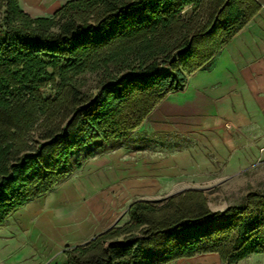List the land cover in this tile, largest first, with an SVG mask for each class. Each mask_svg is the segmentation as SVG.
<instances>
[{"label": "trees", "instance_id": "obj_1", "mask_svg": "<svg viewBox=\"0 0 264 264\" xmlns=\"http://www.w3.org/2000/svg\"><path fill=\"white\" fill-rule=\"evenodd\" d=\"M258 0H69L32 16L0 0V225L128 138L261 10ZM67 246V264H169L264 253V189L213 210L204 189L138 199Z\"/></svg>", "mask_w": 264, "mask_h": 264}, {"label": "crops", "instance_id": "obj_2", "mask_svg": "<svg viewBox=\"0 0 264 264\" xmlns=\"http://www.w3.org/2000/svg\"><path fill=\"white\" fill-rule=\"evenodd\" d=\"M69 0H19L50 16ZM260 12L117 147L0 225V264H67V246L116 225L138 199L227 182L264 159V0ZM123 217V216H122ZM121 219V220H122ZM221 262L214 253L169 264Z\"/></svg>", "mask_w": 264, "mask_h": 264}, {"label": "rangeland", "instance_id": "obj_3", "mask_svg": "<svg viewBox=\"0 0 264 264\" xmlns=\"http://www.w3.org/2000/svg\"><path fill=\"white\" fill-rule=\"evenodd\" d=\"M204 185L209 186V189L204 190L207 193L209 205L213 210H225L230 205H238L242 203L249 190L264 189V159L230 181H211L205 182ZM122 218H124V214L121 215L120 221H117L116 224L122 225ZM219 264L222 263L220 262ZM234 264H264V253L252 254Z\"/></svg>", "mask_w": 264, "mask_h": 264}]
</instances>
